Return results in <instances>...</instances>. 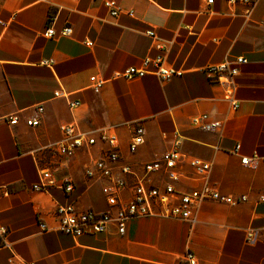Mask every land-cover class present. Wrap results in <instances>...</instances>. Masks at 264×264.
I'll return each mask as SVG.
<instances>
[{"label": "crops", "instance_id": "crops-1", "mask_svg": "<svg viewBox=\"0 0 264 264\" xmlns=\"http://www.w3.org/2000/svg\"><path fill=\"white\" fill-rule=\"evenodd\" d=\"M114 2L121 10L116 18L101 0H0V223L8 230L0 264H186L187 251L198 264H264V165L243 166L239 156H264V0L253 7L228 0ZM50 20L55 35L46 37ZM65 25L71 34L57 36ZM150 28L156 38L146 35ZM156 40L165 64L180 74L168 80L118 76L155 55ZM238 56L247 62L234 77V109L204 68ZM91 76L104 80L99 91L91 87ZM55 91L79 105L70 107ZM202 113L221 120V128H195L191 119ZM13 114L16 124L3 119ZM33 117L39 123L27 125ZM71 123L95 143L53 170L58 185L33 189L38 170L51 160L45 148L61 140L60 125ZM135 124L144 128V143L130 154ZM104 128L117 136L123 162L136 167L158 159L179 135L183 154L211 164L210 185L225 194H246L247 200L200 203L193 223L132 218L122 235L114 226L79 237L56 230L57 204L107 207L103 182L86 181L83 172L106 147L99 138ZM182 169L191 171L186 164ZM157 177L152 175L154 183ZM67 179L74 183L72 192L59 187ZM193 183L177 186L189 189Z\"/></svg>", "mask_w": 264, "mask_h": 264}, {"label": "built area", "instance_id": "built-area-1", "mask_svg": "<svg viewBox=\"0 0 264 264\" xmlns=\"http://www.w3.org/2000/svg\"><path fill=\"white\" fill-rule=\"evenodd\" d=\"M108 9L109 15L116 18L121 12L114 0H101ZM259 0H228L229 3L243 2L253 7ZM209 4L212 0H206ZM132 15L131 11H127ZM264 26V21L262 22ZM71 27L65 25L57 33V36H68L71 34ZM43 35L53 37L55 30L51 20L46 24ZM146 35L156 38L152 28L146 31ZM91 44V42H87ZM155 55H148L143 58L140 66H129L118 73V76L126 79L142 77L145 74L157 76L160 80H168L180 71L165 64V55L158 40L154 42ZM48 62H52L51 60ZM247 59L238 56L233 62L224 60L219 64H214L204 68L209 82L214 85H221L225 98L231 103L232 107L237 108L235 98L236 83L235 76L238 74V65L244 64ZM91 87L99 91L104 80L90 77ZM54 95H61L67 99V93L55 91ZM70 107L79 105L77 100L67 99ZM41 111V108H38ZM9 124H16L19 117L16 114L3 118ZM27 125H37L39 119H26ZM191 123L195 128L213 131L219 130L222 121L212 119L208 114L202 113L194 116ZM62 134L61 140L51 143L45 148L51 160L45 162L37 172V181L32 188L40 191H48L58 185L53 176V170L60 163L68 162L80 149H88L95 143V137L89 136L82 131L75 123L60 125ZM99 138L106 143V147L100 152L99 157L91 159L84 165V176L86 181L103 182L101 191L107 203L104 210L98 211L92 208L80 209L74 202L57 204L54 215L58 220L56 230L62 231L72 237H79L84 234H97L105 231L109 226H114L117 233L122 235L125 232L127 222L132 218L156 216L196 221L195 211L200 203L214 201L228 205H237L247 200L246 194H225L219 189L210 185L207 174L211 169V164L197 157L186 156L179 150V135L175 139L173 146L165 150L158 159L139 164L137 167L129 162H123V156L118 146V138L108 129L99 131ZM144 143V128L141 124L131 127V137L127 149L130 154L136 152L138 147ZM240 145L234 146L237 153ZM240 163L246 167H255L257 164L264 165V156L253 152L250 155H239ZM190 167V172L182 169V165ZM157 174L159 183H154L152 175ZM183 181L194 183L189 189L177 185ZM59 187L64 192H72L74 183L67 179L59 183ZM129 192L127 199L123 198V193ZM264 201V198H262ZM41 228L46 229L41 223ZM8 230L0 223V249L8 247L6 237ZM264 241V234H263ZM186 264H198L196 257L191 251L185 254Z\"/></svg>", "mask_w": 264, "mask_h": 264}]
</instances>
